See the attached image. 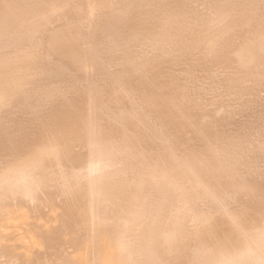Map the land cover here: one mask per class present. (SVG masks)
Here are the masks:
<instances>
[{"label": "bare ground", "instance_id": "1", "mask_svg": "<svg viewBox=\"0 0 264 264\" xmlns=\"http://www.w3.org/2000/svg\"><path fill=\"white\" fill-rule=\"evenodd\" d=\"M0 264H264V0H0Z\"/></svg>", "mask_w": 264, "mask_h": 264}]
</instances>
